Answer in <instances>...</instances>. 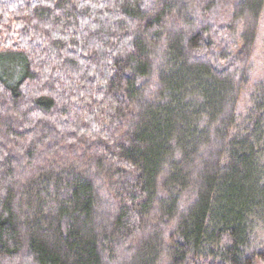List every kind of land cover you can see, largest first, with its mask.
<instances>
[{
	"label": "trees",
	"instance_id": "trees-1",
	"mask_svg": "<svg viewBox=\"0 0 264 264\" xmlns=\"http://www.w3.org/2000/svg\"><path fill=\"white\" fill-rule=\"evenodd\" d=\"M262 32L264 0H0V264H264Z\"/></svg>",
	"mask_w": 264,
	"mask_h": 264
},
{
	"label": "rangeland",
	"instance_id": "rangeland-1",
	"mask_svg": "<svg viewBox=\"0 0 264 264\" xmlns=\"http://www.w3.org/2000/svg\"><path fill=\"white\" fill-rule=\"evenodd\" d=\"M262 40L257 44L256 46V52H255V60L257 64H261L262 61L264 60V32L261 34ZM13 60H9L8 63H3V66L0 67L2 70V73L8 80L9 84H13L14 81L17 80L19 74L21 73L24 64L23 61H20V57H12ZM11 58V59H12ZM4 57L2 56L0 58V62L4 61ZM263 64V63H262Z\"/></svg>",
	"mask_w": 264,
	"mask_h": 264
}]
</instances>
